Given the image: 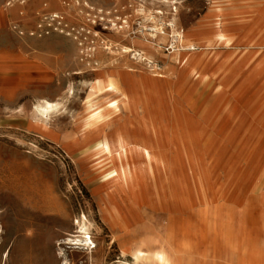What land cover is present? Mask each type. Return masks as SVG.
<instances>
[{"label":"rangeland","instance_id":"obj_1","mask_svg":"<svg viewBox=\"0 0 264 264\" xmlns=\"http://www.w3.org/2000/svg\"><path fill=\"white\" fill-rule=\"evenodd\" d=\"M8 1L0 0V264H62L63 259L68 264H136L122 256L120 232L109 218L112 201L100 188L94 161L70 157L65 149L81 124L89 83L96 77L73 73L87 70L77 62L81 46L74 35L85 47L111 43L114 57L106 56V65L122 63L141 73L135 79L146 107L134 112L121 106L106 127L136 135L152 147L156 180L131 197L116 190L114 203L129 213L131 200L138 202V211L145 214L138 222L147 225L142 235L156 246L158 240L172 237L181 253L179 264H223L224 257L201 242L197 231L199 242L192 248L191 237L181 239V228L169 226L164 215L158 218L151 204L160 198L197 201L210 186L221 202L231 205L234 199L246 205L254 192L264 191V76L259 73L264 62V0ZM53 13L59 18L50 20ZM122 19L138 30H165L168 39L147 51L150 67L120 52L131 43L118 37L110 22L121 24ZM217 22L231 38L229 43L215 39ZM171 23L200 46L186 55L179 46L182 54L174 56ZM53 35L66 43L60 51L30 44L31 39ZM64 53L69 55L64 66L53 71ZM40 55L47 58L46 80L38 74ZM166 56L178 65L183 57L190 61L198 73L194 83L176 82L174 75L168 79ZM157 74H162L160 81L150 80ZM42 97L60 101L45 128L34 112ZM235 212L219 217L234 245L229 257L232 264H252L257 256L249 247L252 226L248 216ZM251 214L259 216L260 210ZM76 220L86 222L94 247L66 239L79 234ZM183 227L187 234L196 230L188 223ZM218 230L223 233L222 226ZM256 234L263 239L260 231ZM257 252L258 264H264V243Z\"/></svg>","mask_w":264,"mask_h":264},{"label":"bare ground","instance_id":"obj_2","mask_svg":"<svg viewBox=\"0 0 264 264\" xmlns=\"http://www.w3.org/2000/svg\"><path fill=\"white\" fill-rule=\"evenodd\" d=\"M15 1L10 0L6 4L9 5ZM163 1L167 2V0ZM51 17L56 18L59 15L53 13ZM218 24L217 22L214 32L215 39L229 43L231 38L220 29ZM110 25L111 30L118 37L131 43L129 46L122 45L119 48L120 52L131 56L136 63L146 61L149 67L153 61L147 51L157 50V46L160 44L159 41L168 39L165 36L163 27L153 26L148 28L149 31L147 32L144 31L143 26L139 30L138 28H131L125 19H122L121 24L111 21ZM170 25L172 27L170 48L175 52L174 56L182 54L178 52L179 46L185 51V55L200 46V42L190 41L183 31L174 29L172 23ZM20 34L23 35L24 31H21ZM69 34L70 32H67V35ZM28 35L34 36L35 32H30ZM73 38L76 39L77 45L81 46L78 48L79 58L77 62H79L80 66L87 68L86 71L75 70L73 73L90 72L96 77L89 83V91L84 100L81 124L78 126L75 135L66 141V152L70 157H89L94 161L101 179L100 188L106 190L112 201L109 218L111 224L120 232L119 245L122 248L121 252L124 258L131 257L136 264H179L181 253L179 248L173 245L172 237L158 240V245L156 246L153 245L156 241L142 235V231L146 233L147 225L138 222L145 215L143 212L141 214L138 211V202L136 203L134 199L131 200L129 213H123L122 208L117 203H114L116 190L123 191L131 197V194L138 195L142 188H147L151 180H156L152 147L139 141L136 135L118 129L109 131L106 127L107 121L112 118L113 114L120 111L121 106L134 112L138 111L140 107L142 109L146 107V98L138 92L139 85L135 79L136 76H141V73L137 74L134 66L123 67L122 63L117 64L113 61L109 62L108 67L106 65V56L114 57L111 43L106 42L100 43V45L96 44L95 47H85L82 46L83 42L78 39L77 35H74ZM250 43L255 44L253 41ZM166 60L170 70L168 79L174 75L176 82L186 80L194 83L198 73L190 61L183 57L179 61L180 65H178L170 56H166ZM260 64L259 73L264 76V62ZM142 76L149 77L145 73ZM161 78L162 74H157V76H151L150 80L158 82ZM69 92L71 93L72 91L70 90ZM59 105L60 101L49 100L45 97H42L34 105V112L44 128L51 113L59 110ZM190 105L193 110V101H191ZM210 189V186L206 187L205 190L203 189V194L197 201L192 199L176 201L173 198L172 200L167 198L166 201H163L160 198L158 203L154 201L151 204V211L157 214L158 218H162V215H164L169 226H173L176 223L181 228V234L179 233L181 239L191 237L190 244L192 248H195L199 242L195 234L197 231L196 233H198L201 242L207 243L208 246L215 249V252L218 251L219 257L221 255L224 257L223 264H232L229 256L234 245L232 244L231 236L228 235L226 223H220L219 217L220 215H233L238 209L239 216L243 218L249 217V222L252 226L251 232L254 234L249 240V247L252 255H257L252 264H258L259 262L256 258L259 256V252H257V249L260 244L264 243V191L259 189L258 193L254 192L246 205H241L238 200L234 199L231 205H228L226 200L224 203L220 201L217 191H210ZM162 191L161 188L160 192ZM232 205L239 207L236 208ZM255 210H260L259 216L255 217L251 214ZM150 216L153 219V215ZM84 220L82 222L77 220L74 222V225L78 224L79 226L78 230L75 231L79 232V234H69L70 238L66 239L90 246L93 241L88 234V228ZM187 223L190 227L196 228L191 234L183 232V224ZM200 224L203 225V229L200 226L201 229L199 228L198 230ZM218 224L222 226L223 233H216V230L219 231L218 229L220 228V226L218 228ZM257 231L262 233V240L259 237L260 235L257 236ZM260 240L261 242H259ZM240 243L242 244L241 239ZM59 254L62 255L63 252L59 251ZM62 264H68V261L63 259ZM239 264H245V262L240 261Z\"/></svg>","mask_w":264,"mask_h":264},{"label":"crops","instance_id":"obj_3","mask_svg":"<svg viewBox=\"0 0 264 264\" xmlns=\"http://www.w3.org/2000/svg\"><path fill=\"white\" fill-rule=\"evenodd\" d=\"M30 44L33 47H39L42 50L47 49L48 47L49 48L53 47V49L55 51H60L61 47L62 46L64 47L66 45L64 39L62 37L56 36V35L47 37L43 40L31 39ZM44 57H45V55H40V59L38 61V63H40V65H39L40 71L38 72V74L40 75L41 80H46L49 78V77H47L49 72H47V70L45 69V61H47V58L46 57L44 58ZM67 57H69V55L67 56V54L64 53L59 58H57L55 61L56 67L54 68L53 71L56 72V71L60 70L61 67L64 66ZM56 92L57 91L55 88V93ZM43 93L47 94L46 88L43 89Z\"/></svg>","mask_w":264,"mask_h":264},{"label":"built area","instance_id":"obj_4","mask_svg":"<svg viewBox=\"0 0 264 264\" xmlns=\"http://www.w3.org/2000/svg\"><path fill=\"white\" fill-rule=\"evenodd\" d=\"M57 18H59V17H50V20H56ZM49 19V18H48ZM41 27V26H40ZM46 33H48V32H46Z\"/></svg>","mask_w":264,"mask_h":264}]
</instances>
